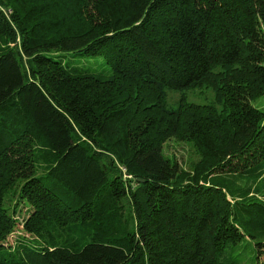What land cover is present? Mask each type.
I'll return each instance as SVG.
<instances>
[{
  "label": "trees",
  "instance_id": "16d2710c",
  "mask_svg": "<svg viewBox=\"0 0 264 264\" xmlns=\"http://www.w3.org/2000/svg\"><path fill=\"white\" fill-rule=\"evenodd\" d=\"M263 94L264 0H0V264H264Z\"/></svg>",
  "mask_w": 264,
  "mask_h": 264
},
{
  "label": "rangeland",
  "instance_id": "374dc122",
  "mask_svg": "<svg viewBox=\"0 0 264 264\" xmlns=\"http://www.w3.org/2000/svg\"><path fill=\"white\" fill-rule=\"evenodd\" d=\"M86 65H87V68H89L91 71H95V72L96 71H102L106 68L103 65V63L101 62V60L88 61L86 63ZM181 94L182 93L173 94L174 97H172L171 95L169 97L167 96L168 108H174L176 106L175 105L176 102L178 100H181V99H176V97L179 98ZM187 94L188 95H185V96H188V98L190 100L200 102V103H203L206 105L213 103L214 99H215V92L210 88L192 89ZM257 104L260 105V107L264 108V94L258 98ZM164 151L168 156L177 157L180 160H189V159L194 160L197 158L196 149L191 147L189 145V143L180 142V141H177L175 139H168L165 142ZM261 186H263L261 190L264 191V181L261 183ZM245 253H247V254H245ZM245 253L243 254V257H242V261H241L242 264H253V262H252L253 260L251 259V255H249L251 252L246 251Z\"/></svg>",
  "mask_w": 264,
  "mask_h": 264
}]
</instances>
